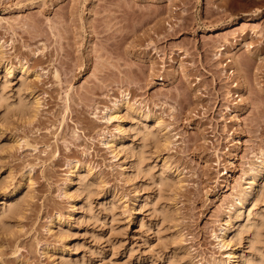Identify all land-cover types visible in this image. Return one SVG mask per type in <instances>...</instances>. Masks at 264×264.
I'll use <instances>...</instances> for the list:
<instances>
[{"label": "rangeland", "instance_id": "rangeland-1", "mask_svg": "<svg viewBox=\"0 0 264 264\" xmlns=\"http://www.w3.org/2000/svg\"><path fill=\"white\" fill-rule=\"evenodd\" d=\"M262 150L264 0H0V264H256Z\"/></svg>", "mask_w": 264, "mask_h": 264}, {"label": "bare ground", "instance_id": "bare-ground-1", "mask_svg": "<svg viewBox=\"0 0 264 264\" xmlns=\"http://www.w3.org/2000/svg\"><path fill=\"white\" fill-rule=\"evenodd\" d=\"M247 20H250V19H247ZM249 24L248 21H244L243 23H241L240 27L242 26V28L244 27V25H247ZM225 49V46H220V48L218 50H223ZM231 53H233L230 57V59H228L232 64V67H235L233 65H235V63L237 62L236 61V58H235V54L236 51L233 50ZM230 53V54H231ZM22 67V66H21ZM6 68V74L11 72L9 71V69L7 67ZM233 74H234V70L231 71ZM24 75V74H23ZM2 95V94H1ZM20 97V96H19ZM3 99V98H2ZM127 99V98H126ZM25 101V100H24ZM23 101V102H24ZM22 102V101H21ZM21 102L19 103V105L21 104ZM127 101L125 100L124 103H121V106H116L115 109H120L122 106L125 107L126 110V115H129L131 116L133 119L137 118V117H140V121L142 123V126L141 128H137L135 131H136V134H141V140H142V146H144L148 141H151L152 143H154V145H159L160 143H162L165 139H166V134L167 133H164L163 132V129H161L163 126H164V121L160 118H156L155 116H153V112L152 110L150 109V107L144 110H142V108H137L136 106H133V105H128L127 106H124L125 103ZM17 105V104H16ZM27 105V104H25ZM118 105V104H116ZM29 106V105H27ZM28 108V107H26ZM15 109V108H14ZM29 109V108H28ZM9 110V109H8ZM25 110V106L24 105H21L19 107V110L16 109V111H19V112H22ZM114 112H117V111H107L106 114L103 116L104 118H107V119H111L115 116H117L116 113ZM18 113V112H16ZM15 113V114H16ZM159 129H161L159 131ZM139 134V135H140ZM113 141V140H112ZM150 142V143H151ZM112 143V142H111ZM118 143V142H117ZM140 143V144H141ZM145 143V144H144ZM113 145H116V141H113L112 143ZM119 146V145H118ZM155 146V147H156ZM120 147V146H119ZM115 148H117V145L115 146ZM144 148V147H143ZM127 151V163H128V166L127 167H134V170H135V177L137 178V175L139 174V171L141 170V166H139V163L144 159L143 157V150H139V151H135L134 149L128 147L126 148ZM147 150V149H146ZM145 154V153H144ZM262 159L260 162H255L253 163V165L251 166V172L249 174V177H248V186L247 188H245L243 190V192H241L239 194V197H238V202L235 204L233 210L231 209L232 212L229 213V215L224 219L225 223L227 224V226L225 225V227L223 228H228V227H233V232L234 234L232 235H237L238 233H240L241 229H240V225H242V220L244 218V214L242 212V209H243V206L245 204L246 201H248V199L250 198L251 200V203L252 204H255V202H257L258 199H263L264 200V151L262 150ZM136 162V163H135ZM164 167L165 168H168V169H172V164L170 162H168L166 159L164 160ZM141 165V164H140ZM75 167H79L78 166V163H76L74 165ZM125 168V169H126ZM143 170V169H142ZM176 171V170H175ZM75 173V172H74ZM152 177V176H151ZM134 178V177H133ZM169 178V177H168ZM166 178L160 176V182L161 183H165L166 182ZM170 180V179H169ZM163 185V184H162ZM171 185V184H169ZM89 186V185H88ZM137 187V186H136ZM141 188V186H140ZM139 189V188H138ZM165 189V188H164ZM13 190V189H12ZM91 190V189H90ZM160 190V189H159ZM18 191V189H17ZM141 191H142V188H141ZM15 192V191H14ZM90 192V191H89ZM160 192V191H159ZM13 193V192H12ZM142 193V192H141ZM140 193V194H141ZM14 194V193H13ZM138 195L137 196V200H140L141 199V195ZM144 195V193H143ZM8 197V196H6ZM145 197V196H144ZM9 198V197H8ZM5 201V200H4ZM12 201V200H11ZM112 202H116L115 199L112 200ZM111 202V203H112ZM118 202V201H117ZM259 202V201H258ZM5 203V202H4ZM10 203V202H8ZM15 203H17L15 201ZM14 204V203H13ZM13 204H8V207L7 209L4 211H8V212H12V213H19L20 210L22 212V207L23 206H20L21 209L18 207L16 208L17 206H14ZM20 204V203H19ZM7 205V204H6ZM23 205V204H22ZM4 206V205H3ZM154 206V205H153ZM158 206V205H157ZM121 207V206H120ZM117 208V207H115ZM112 209V208H111ZM166 209V208H165ZM2 211V212H4ZM170 211V210H169ZM169 211H165L163 212V218L164 219H169L171 217V213ZM20 212V213H21ZM251 212V211H250ZM7 213V212H5ZM14 215V214H13ZM7 216H8V213H7ZM176 217V216H175ZM245 217H248V215L246 214ZM172 220V219H171ZM249 220V219H248ZM3 221V220H2ZM1 221V222H2ZM7 222V221H6ZM258 222V221H257ZM244 223V222H243ZM5 224V223H4ZM234 224V225H233ZM236 224H238V226H235ZM247 224V223H246ZM244 224V225H246ZM256 224V223H255ZM6 226V225H5ZM223 226V225H222ZM252 226L251 223L248 224V227L250 228ZM242 227V226H241ZM245 227V226H244ZM243 227V229H244ZM264 228V216H262L261 220H260V223L259 225L254 228L253 230V234H255L256 232L258 233V231H260L261 229ZM231 230V229H230ZM251 233V231H249ZM222 233V232H221ZM226 233V232H225ZM225 233H223L224 235H221L222 238H224L225 236ZM230 233V232H229ZM227 235V234H226ZM231 235V236H232ZM261 235V234H260ZM218 236V235H217ZM262 236V235H261ZM226 237V236H225ZM227 238V237H226ZM251 239V238H250ZM222 240V239H221ZM255 240V238H254ZM253 240V241H254ZM259 240V238H258ZM262 240V239H260ZM223 242V241H222ZM225 242V241H224ZM260 242V241H259ZM256 244V243H255ZM261 244V243H260ZM262 245V244H261ZM258 246V245H257ZM252 248V247H251ZM260 248V247H259ZM255 250V249H254ZM256 254V253H255ZM245 256V255H244ZM249 256V255H248ZM247 256V257H248ZM243 257V256H242ZM251 257V255H250ZM261 257V256H260ZM245 258V257H244ZM254 259H255V256H254ZM252 260V259H251ZM245 261V260H244ZM253 261V260H252ZM257 261V260H256ZM255 261V262H256ZM249 262V258L246 259V263ZM187 263V262H186ZM256 264H264V260H260L257 261Z\"/></svg>", "mask_w": 264, "mask_h": 264}]
</instances>
